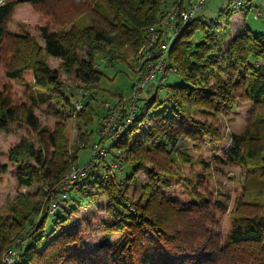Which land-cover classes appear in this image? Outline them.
Returning a JSON list of instances; mask_svg holds the SVG:
<instances>
[{
    "label": "trees",
    "instance_id": "16d2710c",
    "mask_svg": "<svg viewBox=\"0 0 264 264\" xmlns=\"http://www.w3.org/2000/svg\"><path fill=\"white\" fill-rule=\"evenodd\" d=\"M191 1L173 0L170 5L169 0H0V69L4 71L0 130L8 131L11 123L21 121L34 134V139L23 137L9 150L0 174L12 166L19 188L39 186L35 194L19 195L9 214L0 216V264H6L5 255L12 248L14 264H264V33L246 25L233 35L237 8L231 0L215 17L200 12L177 22L169 59L183 81L166 86L172 113L152 111L162 82L153 97L144 102L142 98L132 122L111 143L109 136L100 135L97 141L95 130L89 129L97 114L92 100L102 89L96 55L111 64L131 65L137 79L142 70L138 72L132 62L147 29L160 24L169 11L186 9ZM57 2H69L82 17L90 18L89 24L72 19L63 29L54 28ZM19 3L46 18L34 26L42 43L30 33L11 32ZM50 56L61 60V69L50 65ZM12 80L25 84L21 102ZM71 86L95 90L81 110L66 91ZM124 102L121 98L107 104L101 119ZM245 103L251 107L243 132H223L221 118ZM42 105L47 106L46 113L57 116L55 129L41 125L36 110ZM73 116L84 127L80 135L84 148L97 142L109 144V155L99 164L93 151L81 166L84 174L70 185L67 198H56L58 208L52 212L62 180L80 167L76 163L83 148L76 147L70 158L61 144L62 126ZM113 161L131 165L132 173L123 179ZM185 163L200 165L201 170L181 174ZM140 170L147 171L149 181L140 185L143 194L136 199L128 189L138 181ZM235 170H239L240 189L211 190L210 179L217 173L235 183ZM174 181L186 185L190 201L165 192ZM216 184L223 188L222 180ZM103 194L106 216L91 212L76 223L75 216L84 207L97 208ZM228 212L233 214L231 227L224 235L221 228ZM89 231L100 232L93 248L84 244Z\"/></svg>",
    "mask_w": 264,
    "mask_h": 264
},
{
    "label": "rangeland",
    "instance_id": "374dc122",
    "mask_svg": "<svg viewBox=\"0 0 264 264\" xmlns=\"http://www.w3.org/2000/svg\"><path fill=\"white\" fill-rule=\"evenodd\" d=\"M175 1V0H174ZM223 0H217L215 4L222 2ZM227 1V0H226ZM250 1L253 2L254 8L248 9L247 4L250 3ZM246 0L247 4L244 5L241 8H237L236 13H240V11L244 13H249L248 17L249 20H252V29L253 31H260L264 33V15L258 16L256 15V7H264V1L263 0ZM187 2V1H186ZM185 2V3H186ZM55 3V2H54ZM170 5L173 4V0H169ZM208 3H211V1L206 0L204 8L201 10V12H204L207 7H209ZM214 5V4H213ZM46 8H49L47 5ZM221 6L217 8L215 13H205V15L209 17H215L218 14V11L221 9ZM77 8H74L72 5H70L69 2L67 3H61L57 2V6L54 10V28L56 29H63L67 23L70 20H76L78 24L86 25L89 24L90 18L87 16H81V14L77 11ZM46 18L41 16L40 14L35 13L32 8L28 4H18L15 8V11L12 16V21L10 22L9 28L12 33L14 32H26L34 35L35 37H38L39 41L42 43L43 40L41 39L40 34L38 33L37 29L34 28L37 24H43L45 23ZM248 21V22H252ZM87 48L82 50L80 52L81 56H84L86 54ZM48 61L50 65L54 69H61V60L59 58L55 57H48ZM97 68L102 73V78L100 81V86L102 89L99 91H96L95 96L96 99L92 100V93L95 91L94 89H90L88 91V88H74V86H71L69 88H66V91L68 94L73 95V99L75 102H78L82 105V103H86L88 101H93V105L95 108H97V114L95 116V122L92 126H90L89 129L95 130V136L97 141L100 140L101 136L99 134V128H100V122H101V116L106 111L108 106L107 104L113 105L116 104V102L119 99H127L130 97L132 93V84L135 82V71L134 68L131 67V65H128L124 62H118V63H109L107 58L103 57L102 55L97 54L95 58ZM132 64L134 65L135 62L133 61ZM137 66L136 64L134 65ZM137 71L138 67H136ZM0 74L4 75V71L0 69ZM63 79H67L66 75H63ZM182 77L178 73H168L167 78L163 80V88H160L157 92V101L156 106L152 108V111L154 113H160L162 111H165L166 114L172 113V110L170 109V106H168V98H169V92L167 90V85L180 83L182 82ZM67 82H70V80H67ZM12 86L14 88V94L17 96L19 101L25 99L24 97V89L25 84L22 83V81L19 80H12L11 81ZM159 84L158 81L155 82V87H157ZM156 90H152L145 93V99H143L141 102H144L147 98H151L154 96ZM158 103V104H157ZM161 103V104H160ZM160 104V105H159ZM103 105H105L103 107ZM83 107V106H82ZM251 104H242L239 107H236L233 112L230 113L227 118H221L220 123L223 128V132H234L237 134H240L243 132L245 127V121L247 118V115L249 113ZM82 109V108H81ZM79 109V110H81ZM47 106L42 105L40 108L36 110L37 116L39 117L40 123L42 126L47 125L50 126L52 129H55V125L58 122L57 116L52 113L48 114L46 113ZM67 112V111H66ZM155 117V116H154ZM63 127V134L62 142L61 144H64V150L70 154V158L73 154H75L76 150L79 148H83L79 151V157L78 161L76 163V166H84L87 164V162L90 160V158L93 155L94 148H90V144L84 148L86 145L82 140H80V135L83 134L84 127H80V119L78 117H70L67 118V123L62 126ZM86 129V127H85ZM229 134V133H228ZM26 137L28 139H34V134L29 126L24 124L21 121L13 122L10 124L9 130L4 131L0 130V165L6 164L9 161V150L17 144L21 138ZM226 142L230 144V135L226 136ZM109 145V144H107ZM77 147V148H76ZM76 148V150H75ZM107 149H109V146H107ZM210 151L207 150L205 154H208ZM197 156L196 154L194 155ZM180 164V163H179ZM183 170L181 174L184 173V175H189L191 171H200L201 166L195 165L193 166L191 163H185L183 164ZM121 172L120 176L124 179L126 176H129L132 173L133 167L131 165L124 166L120 165ZM174 169H179L178 164H174ZM15 168L10 166L8 171L5 173L0 174V216H7L10 212V206L15 203L17 197L19 195L24 194H35L37 191L38 185H35L31 188L27 187H20L18 186L17 179L14 177ZM237 178L235 183H230L227 181L221 174L216 175V178L210 179L211 184V190L214 192H217L218 190H234L236 191V188H241L240 178H239V170H235L233 172ZM138 181L135 183H132L129 185L128 189V195L134 196V198H139L143 193L140 188V185L149 181V175L146 170H140L136 172ZM216 180H222L223 181V188H219L216 184ZM173 181V180H172ZM165 192L168 195H171L172 197L188 202L190 201V195L186 189L185 184H179L177 181H174V185L171 187L164 188ZM236 192L233 194V199L235 200ZM99 203L100 205L97 206V208H93L89 210L87 208H83L80 211V214L75 216V222L80 224V219L83 216H90V213L96 214L99 218L106 216V211L104 209V206L106 204V195H100L99 197ZM234 200L231 201V209L234 205ZM233 214L231 212L227 213L223 220L222 224V233L224 235H227L229 232V229L231 227V217ZM81 217V218H80ZM97 217V218H98ZM97 219H94L92 221L93 225L97 223ZM86 236H88L87 241L84 243L87 248H93L95 246L100 238V232H91L89 231ZM13 250L15 248H12ZM14 255L15 252L13 251ZM14 256H12L13 258ZM14 259V258H13Z\"/></svg>",
    "mask_w": 264,
    "mask_h": 264
},
{
    "label": "built area",
    "instance_id": "2783aa9c",
    "mask_svg": "<svg viewBox=\"0 0 264 264\" xmlns=\"http://www.w3.org/2000/svg\"><path fill=\"white\" fill-rule=\"evenodd\" d=\"M206 0H192L186 9H173L168 12L167 16L158 25H153L147 29L144 42L138 50V54L134 60L137 67L142 70L140 76L135 80L132 93L122 105L113 108L103 118L100 123L99 133L102 137L109 136V142L115 140V137L121 133L128 124L132 122V118L136 112L137 104L145 96V93L157 89L155 82L158 81L160 85L167 74L175 73L176 68L171 65L169 53L172 43L177 33V22L180 20L188 21L204 8ZM246 4V0H231V5L234 8H241ZM260 14V11H257ZM78 110L82 108L79 103ZM126 110L127 112H124ZM107 144L102 145L99 142L93 144L94 153L98 163L100 164L109 155ZM112 167L120 173L121 166L112 162ZM83 168L74 167L61 182L60 189L55 193V201L52 203L51 211L54 212L58 208L56 198L62 196L67 198V191L70 185L77 181L80 175H83ZM13 250H9L5 255L6 264H14Z\"/></svg>",
    "mask_w": 264,
    "mask_h": 264
},
{
    "label": "crops",
    "instance_id": "0c3cea01",
    "mask_svg": "<svg viewBox=\"0 0 264 264\" xmlns=\"http://www.w3.org/2000/svg\"><path fill=\"white\" fill-rule=\"evenodd\" d=\"M209 1H211V3H208L209 7H207L206 10H204L203 13H208V14L215 13L216 10H217V8H219V6H221L220 8L222 9V8H224V7H226L227 5L230 4V0H227V1L226 0H223L220 3V5H219V3L218 4L217 3L215 4V2L217 0H209ZM249 6H252V8H254L252 1H251V4ZM258 10L260 11V14L257 13ZM255 13L258 16L264 15V7H256V12ZM248 14L240 11V13H235L233 15V17H232V23H231L232 34L233 35L236 34L238 31L244 29L246 27V25L252 28L253 21L252 20H249ZM248 21H252V22L250 23Z\"/></svg>",
    "mask_w": 264,
    "mask_h": 264
},
{
    "label": "bare ground",
    "instance_id": "6f19581e",
    "mask_svg": "<svg viewBox=\"0 0 264 264\" xmlns=\"http://www.w3.org/2000/svg\"><path fill=\"white\" fill-rule=\"evenodd\" d=\"M89 185V184H88ZM86 186V185H85ZM14 258V257H13Z\"/></svg>",
    "mask_w": 264,
    "mask_h": 264
}]
</instances>
